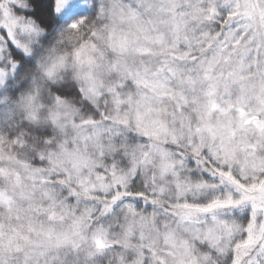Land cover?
Returning a JSON list of instances; mask_svg holds the SVG:
<instances>
[{
	"label": "snow or ice",
	"instance_id": "obj_1",
	"mask_svg": "<svg viewBox=\"0 0 264 264\" xmlns=\"http://www.w3.org/2000/svg\"><path fill=\"white\" fill-rule=\"evenodd\" d=\"M0 264H264V0H0Z\"/></svg>",
	"mask_w": 264,
	"mask_h": 264
}]
</instances>
